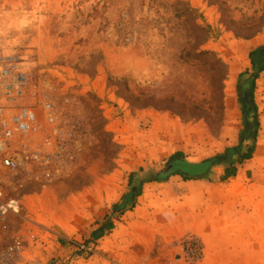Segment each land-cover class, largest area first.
Instances as JSON below:
<instances>
[{
	"label": "rangeland",
	"instance_id": "1",
	"mask_svg": "<svg viewBox=\"0 0 264 264\" xmlns=\"http://www.w3.org/2000/svg\"><path fill=\"white\" fill-rule=\"evenodd\" d=\"M204 38L216 56L197 54ZM261 47L264 0H0V55L18 58L27 80L18 103L34 107L42 123L26 146L13 145L17 168L0 160L3 192L19 203L2 236L25 241L23 264H127L104 252L92 227L116 218L131 189L140 191L165 165L147 151L150 130L172 131L168 118L183 127L176 151L190 161L252 147L237 164L246 176L223 181L221 165L208 174L245 182L251 236L207 260L203 245L193 264H264ZM238 89L252 92L246 114ZM183 236L149 251L142 264H185L174 246Z\"/></svg>",
	"mask_w": 264,
	"mask_h": 264
},
{
	"label": "crops",
	"instance_id": "2",
	"mask_svg": "<svg viewBox=\"0 0 264 264\" xmlns=\"http://www.w3.org/2000/svg\"><path fill=\"white\" fill-rule=\"evenodd\" d=\"M101 88L98 87V91ZM159 118L166 122L168 117ZM154 119L153 123L157 120ZM169 122L175 125L172 131L150 130L153 146L149 148L154 149L147 153L160 160L180 149L182 146L177 147L178 143L181 145L185 139L183 127L176 119L168 118ZM239 173L240 168L235 177L246 176L245 169ZM223 181L213 182L208 176L185 179L179 174L159 181L148 177L133 197V205L117 212L116 218H110L111 227L104 228L98 239L102 240L104 252L119 262L142 264L143 256L149 251L159 252L160 245L186 233H194L204 245L207 260L211 251H229L230 242L237 246L239 237L245 243L244 238L251 236V197L241 193L245 182ZM235 183L240 184L238 189H235ZM101 226L102 223L92 228L100 230ZM174 246L179 248L178 244Z\"/></svg>",
	"mask_w": 264,
	"mask_h": 264
},
{
	"label": "built area",
	"instance_id": "3",
	"mask_svg": "<svg viewBox=\"0 0 264 264\" xmlns=\"http://www.w3.org/2000/svg\"><path fill=\"white\" fill-rule=\"evenodd\" d=\"M17 65L18 58L14 54L0 55V160L8 169H15L21 164V160L12 155L13 145L20 141L21 145L26 146V141L42 129L34 107L18 103L27 80ZM43 108L47 113V122L52 123L54 117L50 103H43ZM27 150L23 149V152ZM29 155L38 158L40 152L30 151ZM18 210V200L6 198L0 185V264H23L25 259V241L21 237L7 240L2 236L9 216ZM178 247L185 264L196 263L202 257L203 243L194 233L183 236L178 241Z\"/></svg>",
	"mask_w": 264,
	"mask_h": 264
},
{
	"label": "trees",
	"instance_id": "4",
	"mask_svg": "<svg viewBox=\"0 0 264 264\" xmlns=\"http://www.w3.org/2000/svg\"><path fill=\"white\" fill-rule=\"evenodd\" d=\"M186 9L189 11H193V9L189 7L188 5H186ZM194 26L199 30H204V27L198 23H195ZM206 28L208 29L209 27H206ZM207 40H208L207 38H204L202 40V42L200 43L202 48L201 49L197 48V54L198 55L207 54V55L216 56L215 52H213L212 50L203 48ZM192 47L193 46L191 44L187 48V52H186L187 55L191 53ZM254 52L255 50H251L249 54H252ZM259 53L261 54V57H260L261 62L264 63V47H261L259 49ZM216 60L219 61L220 59L216 57ZM222 66L225 67L223 64ZM259 68L264 69V65H261ZM238 95H239V101L241 102V105H242V110L246 114L248 111L252 109L251 89H248L246 91H241L240 89H238ZM246 134L247 133L244 132V134L242 135L243 138L250 137V134L249 135H246ZM251 153H252V147L248 148L244 153H239L237 148L229 147L221 153H218L216 155H213V156H210V157H207L205 159L195 162V161H190L186 159L183 156V153L181 151H175L167 158L165 165L157 171L153 179L158 180V181L164 180L172 174H179L185 179L203 178V177L208 176V174L210 173V171L212 170L214 166L221 165L223 166L221 180H225L235 175L237 164H240L244 159L251 157ZM236 154H238L237 155L238 157L236 159H232V156H235ZM138 192L139 190L137 191L135 189H131L130 193L128 194L130 197L129 198L130 200L128 202L130 204L128 205L133 204V197L136 196ZM123 208L125 207H122L121 210ZM110 227H111V222L107 221L101 226L100 230H93L95 232L94 233L95 238L100 237L104 233V228L108 229Z\"/></svg>",
	"mask_w": 264,
	"mask_h": 264
},
{
	"label": "water",
	"instance_id": "5",
	"mask_svg": "<svg viewBox=\"0 0 264 264\" xmlns=\"http://www.w3.org/2000/svg\"><path fill=\"white\" fill-rule=\"evenodd\" d=\"M129 198H130V197L127 196L123 202H124V203H128V201L130 200Z\"/></svg>",
	"mask_w": 264,
	"mask_h": 264
}]
</instances>
